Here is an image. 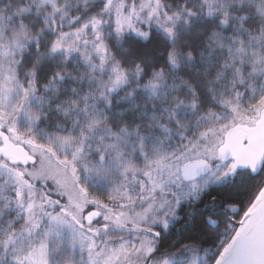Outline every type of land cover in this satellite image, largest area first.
Wrapping results in <instances>:
<instances>
[{"label":"snow or ice","instance_id":"obj_1","mask_svg":"<svg viewBox=\"0 0 264 264\" xmlns=\"http://www.w3.org/2000/svg\"><path fill=\"white\" fill-rule=\"evenodd\" d=\"M0 264H264V0H0Z\"/></svg>","mask_w":264,"mask_h":264}]
</instances>
